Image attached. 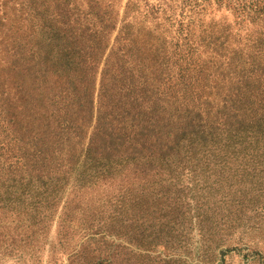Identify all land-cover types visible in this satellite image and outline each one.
Here are the masks:
<instances>
[{
    "label": "rangeland",
    "instance_id": "1",
    "mask_svg": "<svg viewBox=\"0 0 264 264\" xmlns=\"http://www.w3.org/2000/svg\"><path fill=\"white\" fill-rule=\"evenodd\" d=\"M126 1L112 0L111 28L101 45L92 42L94 33H82L81 21L71 23L77 15L90 27L102 23L100 0L51 2L41 20L32 19L19 0L5 2L3 11L19 28L0 44V165L16 157L37 162L31 149L45 150L50 119L64 134L57 140L65 138L53 150L55 169L91 137L100 148L133 157L142 146L185 140L200 124L207 132L250 119L253 112L237 106L245 98L233 95L240 86L236 68L229 66L221 83L212 81L218 73L211 64L215 51L236 63L238 54L207 48L210 38L202 33L174 47L173 39L184 33L166 20L172 15L202 30L213 21H230L227 10L202 1L191 13L188 0H152L160 5L151 15L156 30L137 35L133 63L123 64L114 43ZM171 40L165 65L143 50L150 42L161 47ZM216 127V133L225 129ZM228 133L206 146L186 141L172 158L133 177L128 195L79 188L72 177L32 181L0 167V264H264V141L254 131ZM76 159L78 171L83 161ZM15 176L22 181L12 182ZM50 201L53 207L44 208Z\"/></svg>",
    "mask_w": 264,
    "mask_h": 264
},
{
    "label": "trees",
    "instance_id": "2",
    "mask_svg": "<svg viewBox=\"0 0 264 264\" xmlns=\"http://www.w3.org/2000/svg\"><path fill=\"white\" fill-rule=\"evenodd\" d=\"M6 1L7 0H0V44L6 43L7 37L11 36L12 33L19 28V25L13 23L14 19H12L10 13L3 11V6ZM67 1L68 0H46L44 3H39L38 0H19V3L25 4V7L31 10L32 19L40 16L39 20H41L44 14V12L41 14V11H45L51 2L57 4ZM87 1L88 3L91 2V0ZM100 1V5L102 6V15L100 16L101 20H103L102 23L90 27L85 17L79 18V15L71 22L72 24H76L81 21L84 25L82 33L87 32L89 35H91L90 33H94L97 38L92 39V42L95 45H101L103 40L104 43L107 42L111 28V18H109V15L113 13L115 4L112 0ZM138 1H143L142 7L139 6L140 3ZM202 1L207 4L210 3L211 6L215 4L217 8L222 6L228 11L232 19L224 22L213 21L206 26V28L201 30L196 29L195 26L192 27L191 22L183 24L182 21H177L170 15L166 20L175 22L178 31L184 33V37H176V39H173L175 40L174 47H177L178 44L182 45V40H188V42H190L189 39L191 36L195 34L201 35L200 33H202L210 38L209 42L206 44L207 48L211 47V49L221 50L225 48L238 54L240 61L236 63L233 59L229 58L228 54H222V52L218 50L215 51L214 55L220 56V58L216 59L213 57L214 55L211 58L212 66L218 68V73L213 77L212 81L221 83L225 70L231 65L234 66L236 68V72H234V78L236 79L235 83L237 85L239 84L241 87L238 86V89H236L233 95L243 96L245 98V101L241 104L238 102L237 106H246L250 110L249 112H253V114L249 113L250 116L248 118L250 119L245 122L240 121L238 127H232L233 125L231 123L216 124L207 132L200 129L205 128L206 124H200V128H197V131L193 132L191 136L189 132L186 133L185 140L179 137L158 145L154 143L149 144L147 147L142 146L143 149H141L139 155L133 157L125 156L124 153L119 150L100 148L95 145L91 137L85 144L81 142L77 146L76 153L69 159L70 162L56 169L54 168L55 157L53 150L56 144L59 146L63 145L65 138L57 140L59 135L64 136V134L58 130V126H52L53 120L50 119L48 123L51 125L52 131L49 133V139L45 143V150L40 152L37 151L35 147L31 149L33 152L31 158H34L38 163L33 162L31 165H28L27 159L22 160L16 157L12 163L0 165V167L8 170L7 175L24 174L31 177L32 181H62L63 179H70L72 177V179L81 182L79 188L90 189L92 191H116L120 193V195H128L131 191V179L133 177L145 174L155 163H160L166 159L172 158L178 153V149L184 145V143L186 144V141L190 142V144L195 143L196 145L206 146L219 140V136L224 133L229 134V131L238 132L239 130L254 131L259 136H256L255 139L264 141V0H188V2L193 5L190 10L191 13L195 12V8L201 5ZM43 6H45L44 9H42ZM159 8V3H155V1L152 0L126 1L124 5L125 16L123 19L121 18L123 22L120 28L121 34L114 43L115 45L117 43L116 54L123 64L133 63L132 53L130 52H132V46L135 39L138 37L137 35L149 37L151 33L156 30L151 26L153 19L151 15L153 13H158ZM78 13L79 12H76L75 14ZM135 21L140 23L139 28L135 26ZM108 22H110V27ZM104 24L108 26L104 27ZM42 25L43 24H41L40 27ZM62 26L68 28L70 27V23L66 25L62 24ZM142 29L144 32L139 33L138 31ZM161 32L162 30L160 33ZM59 35L60 32H57V39H59ZM173 40L169 41L167 45L165 41H162L161 47L158 42H150L148 48L143 45V50L152 51L151 57L157 65H165L170 59L166 52L167 47H172L171 43ZM211 44L213 46H210ZM231 45H233V47L229 48ZM190 47L191 49L194 48L192 45ZM4 49L8 48L4 47ZM188 50H190L189 47L184 49L187 53ZM161 53L163 55H160ZM16 54L17 53L14 51L11 53L13 56ZM260 54L262 55L260 62L263 64L259 65L257 63V58ZM222 57L228 58L221 59ZM202 60L203 59H200V61ZM207 62L209 61L207 60ZM198 73L200 74L201 71L199 70ZM214 82L213 84H215ZM235 102L236 101L233 103ZM34 105L36 104L31 105L30 110L35 107ZM255 108L260 109V113H257V111L254 110ZM218 125L220 127H225V129L216 133V126ZM199 132L201 136L205 133L202 136L203 141L196 142L195 136ZM75 158L82 159L83 161V164L80 166L81 169L78 171L76 170L78 167V160L76 159V161H74ZM1 175H4L3 172H0V176ZM11 180L12 182L22 181L21 178L16 176ZM53 204L54 201H50L44 208H52Z\"/></svg>",
    "mask_w": 264,
    "mask_h": 264
}]
</instances>
